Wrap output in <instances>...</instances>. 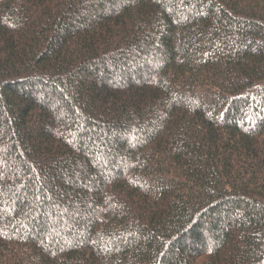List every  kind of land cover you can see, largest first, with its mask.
I'll list each match as a JSON object with an SVG mask.
<instances>
[{
  "label": "trees",
  "instance_id": "trees-1",
  "mask_svg": "<svg viewBox=\"0 0 264 264\" xmlns=\"http://www.w3.org/2000/svg\"><path fill=\"white\" fill-rule=\"evenodd\" d=\"M0 264H264V0H0Z\"/></svg>",
  "mask_w": 264,
  "mask_h": 264
}]
</instances>
